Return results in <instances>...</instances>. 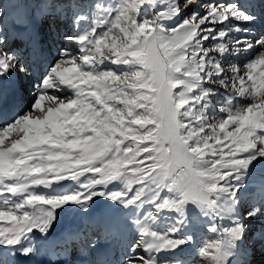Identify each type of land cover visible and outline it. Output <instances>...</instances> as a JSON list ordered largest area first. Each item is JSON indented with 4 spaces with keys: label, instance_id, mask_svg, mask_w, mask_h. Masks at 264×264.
Returning <instances> with one entry per match:
<instances>
[{
    "label": "snow or ice",
    "instance_id": "obj_1",
    "mask_svg": "<svg viewBox=\"0 0 264 264\" xmlns=\"http://www.w3.org/2000/svg\"><path fill=\"white\" fill-rule=\"evenodd\" d=\"M12 8L5 19L0 5V264L264 255V0ZM45 246L65 259L38 260Z\"/></svg>",
    "mask_w": 264,
    "mask_h": 264
},
{
    "label": "rangeland",
    "instance_id": "obj_2",
    "mask_svg": "<svg viewBox=\"0 0 264 264\" xmlns=\"http://www.w3.org/2000/svg\"><path fill=\"white\" fill-rule=\"evenodd\" d=\"M12 3H26V0H0V5H2L3 6V9H4V11L8 14V16L7 17H5V19H7V18H10V16H11V14L13 13V11H14V9L12 8ZM0 23H3V20H0ZM259 26V25H258ZM62 27V26H61ZM66 47H73L72 45H65ZM70 217H65V218H63L62 219V221H61V226L63 227V228H66L67 227V225H68V223H69V221H70ZM61 230H62V228H61ZM208 238H211V236L210 235H208ZM115 245L113 246V250H115ZM62 250V252H63V249L61 248V247H57L56 249H55V253L56 252H60ZM57 254V253H56ZM55 255V254H54ZM59 257V256H63V255H61V254H58V255H56V256H54V257ZM74 256H75V253H74ZM39 258V257H38ZM252 259H253V264H264V255H261L259 252H257L253 257H252Z\"/></svg>",
    "mask_w": 264,
    "mask_h": 264
},
{
    "label": "bare ground",
    "instance_id": "obj_3",
    "mask_svg": "<svg viewBox=\"0 0 264 264\" xmlns=\"http://www.w3.org/2000/svg\"><path fill=\"white\" fill-rule=\"evenodd\" d=\"M257 29H259V26L257 25ZM62 228V230H61ZM65 228H63L62 226L56 228L52 233H51V237L54 238V239H60L61 238V235H62V232L64 231ZM114 245H112L111 247L113 248ZM57 248V247H56ZM55 248V249H56ZM57 253V254H56ZM49 252L48 250V246H45L44 248V255H42L41 257L37 258L38 260H51L53 262L55 261H59V260H63L65 259L64 256H57V257H54L58 254H61L63 255V252L62 250L60 252ZM55 254V255H54ZM81 260H85L87 259L86 257H81L80 258Z\"/></svg>",
    "mask_w": 264,
    "mask_h": 264
},
{
    "label": "trees",
    "instance_id": "obj_4",
    "mask_svg": "<svg viewBox=\"0 0 264 264\" xmlns=\"http://www.w3.org/2000/svg\"><path fill=\"white\" fill-rule=\"evenodd\" d=\"M29 2V0H26V3H28Z\"/></svg>",
    "mask_w": 264,
    "mask_h": 264
}]
</instances>
